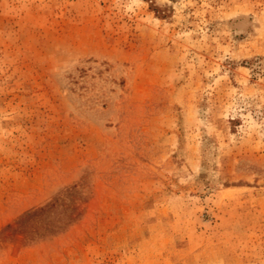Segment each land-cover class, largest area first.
<instances>
[{"label": "rangeland", "instance_id": "rangeland-1", "mask_svg": "<svg viewBox=\"0 0 264 264\" xmlns=\"http://www.w3.org/2000/svg\"><path fill=\"white\" fill-rule=\"evenodd\" d=\"M0 264H264V0H0Z\"/></svg>", "mask_w": 264, "mask_h": 264}]
</instances>
